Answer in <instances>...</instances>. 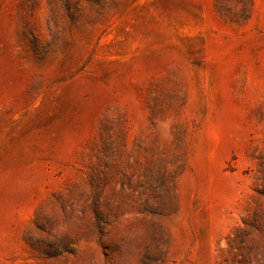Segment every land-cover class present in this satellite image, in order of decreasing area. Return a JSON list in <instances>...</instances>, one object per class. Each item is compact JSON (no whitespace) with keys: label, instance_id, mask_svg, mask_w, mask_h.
I'll use <instances>...</instances> for the list:
<instances>
[{"label":"rangeland","instance_id":"obj_1","mask_svg":"<svg viewBox=\"0 0 264 264\" xmlns=\"http://www.w3.org/2000/svg\"><path fill=\"white\" fill-rule=\"evenodd\" d=\"M0 264H264V0H0Z\"/></svg>","mask_w":264,"mask_h":264}]
</instances>
